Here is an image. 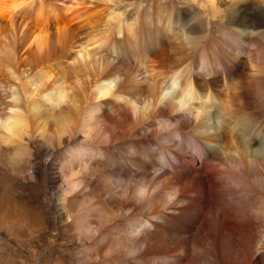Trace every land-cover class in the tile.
Returning a JSON list of instances; mask_svg holds the SVG:
<instances>
[{"label":"bare ground","instance_id":"1","mask_svg":"<svg viewBox=\"0 0 264 264\" xmlns=\"http://www.w3.org/2000/svg\"><path fill=\"white\" fill-rule=\"evenodd\" d=\"M51 1L60 14L44 0H0V44L16 61L2 62L13 81L0 73L1 160L18 176L32 146L53 155L59 211L77 197L70 222L97 234L87 263L227 264L231 252L255 264L246 241L264 247V5L234 0L218 13L223 2L205 0L226 27L212 34L201 18L175 32L166 18L124 26L100 0ZM89 21L100 28L81 42ZM1 188L11 235L17 204L3 178Z\"/></svg>","mask_w":264,"mask_h":264},{"label":"rangeland","instance_id":"2","mask_svg":"<svg viewBox=\"0 0 264 264\" xmlns=\"http://www.w3.org/2000/svg\"><path fill=\"white\" fill-rule=\"evenodd\" d=\"M44 1L46 2L44 6H51L54 4L51 0ZM100 1L101 2L98 3L100 6L97 7L99 10H102V14L106 15L107 13H110L115 18L117 15V19L115 20H124V26H126V22L132 23L130 21H133L135 16L143 19L142 21L144 23V27L151 29L154 27H159L162 23L167 22L169 19L171 22L170 27H172L175 32H179L183 24L188 25L193 23V20H198L201 18L204 21V29L208 26V29L211 30L212 34L218 33L216 30H221L219 33L224 30L226 31V27H221L222 29L220 28V26H223V21L222 18L217 15V13L211 17L212 14L209 11L210 9L207 7L208 5L204 3L205 0ZM221 1L223 2V5L216 8L218 13L222 12L223 9H227L234 0ZM254 1L255 0H242V2H245L243 4H245L247 7H252L253 4H255ZM258 2L264 5V0H258ZM56 6L58 5L54 4L53 7H55V9L57 8L56 10L58 12L59 9ZM216 6V0H214V7ZM60 13L61 12L59 11L58 14ZM205 18L208 21L210 20L213 22V24H211V28L206 23L207 21H205ZM113 22L115 24V21ZM2 23L3 22H0V26H2V28L0 27V30L4 29ZM89 23L90 25L84 24L85 27L82 26L80 29L81 42L90 38V36L95 35L96 30H99L100 28V26L95 21H89ZM93 23H95V25H93ZM97 25L98 28L96 29ZM170 31L171 30L167 32V35L172 39L173 34ZM192 31L193 27H190L186 32L192 33ZM86 33L87 35H84ZM88 33H90V36H88ZM218 35L216 37L218 42H224V45L228 43L231 44L230 41L226 40L228 39L227 34H223L221 37ZM216 38L209 40L204 44H197V48H202V46H205L204 48L209 50L208 46H215L214 41ZM6 48L8 49L7 43L0 44V57L2 58L0 59V62L3 64V66H5L4 63L6 61V63L15 61L13 55ZM92 48H94V46L88 47L86 49L90 50ZM4 52L6 53L5 55L2 54ZM95 54L96 51H90V55L94 56L91 57L92 62L90 61V58L88 59V66H86L88 68L84 67V69L86 68L85 71H93L92 73H94V67H92V63L94 64V60L98 59V56L96 55V57ZM130 64L132 65L133 63L130 62ZM5 68L7 67H1L2 72L0 73L9 80L13 81L14 78L10 77L9 69L7 68V71H5ZM16 73L17 79L14 81L15 84L26 81L25 79L21 78L22 75L19 74L18 71ZM132 75L134 76V73ZM209 112L212 113L213 109L209 110ZM32 151L33 159L28 161L30 162V165H28V163H24V166L22 167L24 169V173H21L18 176L14 175L13 172L9 170L5 162L0 158V178H3V183H5L7 187H11L13 190L12 194L17 204V206L15 205L14 209L16 210L17 208L18 212V223L15 225L17 230L15 232L9 235V233H6L0 226V264H90L89 262L87 263L85 261V257H83V249L90 245L97 238V234L94 230H91L88 236L80 235L77 232L76 225L73 222H70V219L68 218L69 216L75 215L80 210V200L77 197L70 198L67 204H65V212H63L62 215V212H60L58 209V194L56 190L52 188L49 180V169L51 168L50 163L52 162L53 155L51 157H46V155L43 153V149L36 146H32ZM36 170L39 171V174H36ZM76 178L77 177H74V180H76ZM71 179L73 180V178ZM5 191H7V189L1 188L0 192L4 193ZM4 206L6 209L7 202L5 201L3 195L0 194V207L2 208ZM2 213L3 210H0V217H2ZM11 230L12 227H10L9 231ZM256 240L257 242H260L261 237L260 239L257 237ZM253 241L254 240L248 238L246 242L247 244L253 245V251L255 250L253 259L256 258L254 260L256 262L255 264H264V247L258 249L259 245H255L256 241ZM94 246L95 245H92L91 247ZM9 252L11 255H8ZM12 257L14 258V263L12 261ZM232 257V253L228 252L226 255V258L228 259L227 264H232V262L233 264H244V262H247L244 253L242 254V258L238 259L237 257Z\"/></svg>","mask_w":264,"mask_h":264}]
</instances>
